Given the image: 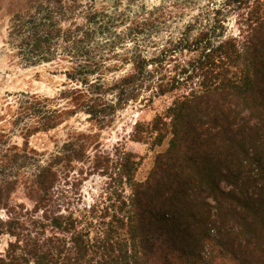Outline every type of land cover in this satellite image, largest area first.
Returning <instances> with one entry per match:
<instances>
[{
  "label": "trees",
  "instance_id": "1",
  "mask_svg": "<svg viewBox=\"0 0 264 264\" xmlns=\"http://www.w3.org/2000/svg\"><path fill=\"white\" fill-rule=\"evenodd\" d=\"M8 1V44L26 65L66 64L69 87L52 98L7 94L0 239L10 240L0 264H264V0H170L127 34L82 0ZM184 5L197 13L149 54L138 35L185 16ZM162 98L171 101L130 136L163 148L144 180L138 156L122 145L100 150L98 134L71 131L47 156L30 146L77 114L101 130L129 103ZM76 169L105 179L90 205L67 202L80 193L61 188Z\"/></svg>",
  "mask_w": 264,
  "mask_h": 264
},
{
  "label": "rangeland",
  "instance_id": "2",
  "mask_svg": "<svg viewBox=\"0 0 264 264\" xmlns=\"http://www.w3.org/2000/svg\"><path fill=\"white\" fill-rule=\"evenodd\" d=\"M82 2L83 4L91 3L96 10L115 16L116 21L119 23L116 27V32L121 34H127L129 27H134L143 19L151 16L154 18V14H156L154 12L155 8H172L170 0H82ZM204 2L205 0H196L195 4L199 6ZM196 5L190 7L184 5L185 16L173 14V18H166L165 21L159 20L154 26L146 28L144 32L138 35L139 44L148 49L149 54H151L157 52V49L161 46H164L169 38L179 37L184 27L197 13ZM10 8L8 0H0V128L4 126L7 131H12V128L7 123L9 119L3 118L6 108L5 104L8 102L7 94L29 93L43 98H52L59 91L69 87L63 75L64 70L67 68L66 64L56 61L37 66L26 65L20 60L17 52L8 44V27L10 25L8 10ZM150 12L154 14H149ZM228 25L229 35H237L234 19H231ZM151 41L156 44L151 45ZM127 46L130 47L131 45L128 43ZM117 52L120 54L124 53L122 50ZM188 59L189 55L187 54L180 56V59L170 63L169 71L173 74L174 67L178 64L181 65ZM130 71L131 66L127 65L118 72L107 74L105 78L106 80H113ZM169 101H171L169 98L156 99L150 108H145L138 103H129L113 116L108 126L101 130L89 123L84 114H77L56 129L30 138V146L47 156L55 150L56 146L66 141L68 133L71 131L98 134L101 143L100 150L109 152L115 146L122 145L126 150L135 153L140 161L136 179L144 180L152 167L155 155L161 152L163 148L151 149L149 145L133 142L130 137L132 128L137 121L151 120L156 112H160ZM11 140L14 144L21 145L22 143L18 132L11 134ZM80 179H83L82 184L74 183L75 180ZM104 180L98 175H78L76 169L69 176V184L66 187H63L62 184L61 188L68 190V192L80 193V197L78 195L72 196L69 193L70 199L67 202H71L74 206L90 205L100 194ZM16 197L18 202H22L28 207L30 206L29 202L21 195ZM0 217H4V214L0 213ZM9 240L8 236L1 237L0 252L5 250Z\"/></svg>",
  "mask_w": 264,
  "mask_h": 264
}]
</instances>
